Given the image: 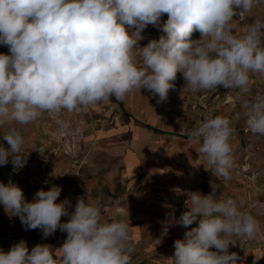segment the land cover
Instances as JSON below:
<instances>
[{
  "label": "clouds",
  "instance_id": "clouds-1",
  "mask_svg": "<svg viewBox=\"0 0 264 264\" xmlns=\"http://www.w3.org/2000/svg\"><path fill=\"white\" fill-rule=\"evenodd\" d=\"M257 0H0V166L11 162L14 171L24 167V138L16 125L35 122L42 113L57 119V136L67 124L63 111H81L110 98L122 101L133 90H146L168 98L177 73L191 92L217 91L218 86L251 96L250 76L264 78V21L255 19L243 34L234 35V17L252 11ZM168 19L161 25L162 15ZM152 25L163 33L140 47L142 32ZM199 32L198 39L193 33ZM139 47V58L136 49ZM246 131L264 136V94L242 105ZM233 120L206 116L189 136L206 164L228 180L234 167L231 139ZM47 183V181H45ZM62 188L52 185L26 200L23 190L0 182V204L10 217H18L24 230L39 229L43 238L57 229L67 237L55 258L52 247L25 240L8 251L0 249V264H131L134 251L130 226L124 220L102 221L99 202L78 198L57 202ZM185 211L177 219L166 214L162 242L170 227L198 226L174 241L169 264H243L230 237L255 239L258 219L233 198H217L215 189L204 195L184 192ZM171 207L170 205H164ZM264 209V204L259 206ZM69 217L62 222V217ZM215 249L214 251L210 249Z\"/></svg>",
  "mask_w": 264,
  "mask_h": 264
},
{
  "label": "rangeland",
  "instance_id": "rangeland-1",
  "mask_svg": "<svg viewBox=\"0 0 264 264\" xmlns=\"http://www.w3.org/2000/svg\"><path fill=\"white\" fill-rule=\"evenodd\" d=\"M167 19V14L162 15L161 25ZM255 19L264 21V0H257L250 13L233 18V34H243ZM162 34L149 25L139 46ZM199 36L194 32L192 38ZM0 53H8V48L0 45ZM136 55L139 58V47ZM172 83L175 88L169 90L164 102L142 89L131 91L122 101L113 97L81 111L65 110L58 117L67 124L62 136L55 135L60 124L47 113L28 125H16L25 141L22 155L27 162L18 171L11 162L0 166V182L19 186L29 202L41 188L58 185L62 191L57 202L70 201L69 212L74 211L78 198L98 201L102 221L129 223L134 248L131 264H169L174 241L184 239L185 232L198 226V220L187 228L172 226L156 244L166 214L174 212L178 219L186 210L187 196L177 195L173 189L207 195L213 187L217 198L235 199L258 219L256 238L230 237L233 245L229 252H236L243 264H264V209L259 207L264 204V136L242 131L246 119L243 102L264 94V78L250 76L251 96L223 86L217 91L193 93L184 88L181 73ZM217 115L234 122L230 141L234 167L228 180L212 172L198 154L199 145L189 136L199 121ZM6 130L0 128V134ZM0 144L10 147L2 138ZM68 219L65 216L61 221ZM66 237L67 233L59 229L47 238L39 229L26 231L19 218L10 217L0 204V249L5 252L23 239L29 249L37 244L50 245L53 256L59 259Z\"/></svg>",
  "mask_w": 264,
  "mask_h": 264
},
{
  "label": "built area",
  "instance_id": "built-area-1",
  "mask_svg": "<svg viewBox=\"0 0 264 264\" xmlns=\"http://www.w3.org/2000/svg\"><path fill=\"white\" fill-rule=\"evenodd\" d=\"M242 131H243L244 133H250V132L246 131L245 125L242 127Z\"/></svg>",
  "mask_w": 264,
  "mask_h": 264
},
{
  "label": "crops",
  "instance_id": "crops-1",
  "mask_svg": "<svg viewBox=\"0 0 264 264\" xmlns=\"http://www.w3.org/2000/svg\"><path fill=\"white\" fill-rule=\"evenodd\" d=\"M244 125H245V124H244ZM244 125H243V126H244Z\"/></svg>",
  "mask_w": 264,
  "mask_h": 264
}]
</instances>
